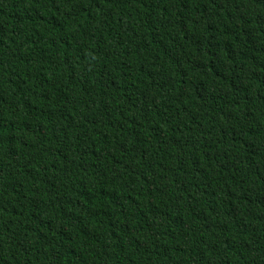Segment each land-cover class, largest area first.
<instances>
[{"label":"trees","instance_id":"obj_1","mask_svg":"<svg viewBox=\"0 0 264 264\" xmlns=\"http://www.w3.org/2000/svg\"><path fill=\"white\" fill-rule=\"evenodd\" d=\"M0 264H264V0H0Z\"/></svg>","mask_w":264,"mask_h":264}]
</instances>
